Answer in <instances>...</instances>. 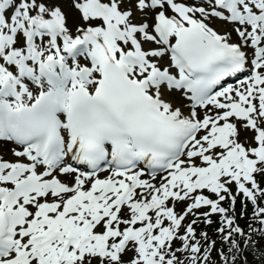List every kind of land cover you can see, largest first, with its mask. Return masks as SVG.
<instances>
[{"label": "snow or ice", "instance_id": "6c2138e0", "mask_svg": "<svg viewBox=\"0 0 264 264\" xmlns=\"http://www.w3.org/2000/svg\"><path fill=\"white\" fill-rule=\"evenodd\" d=\"M0 264H264V0H0Z\"/></svg>", "mask_w": 264, "mask_h": 264}]
</instances>
